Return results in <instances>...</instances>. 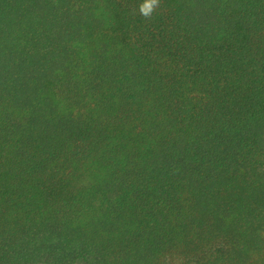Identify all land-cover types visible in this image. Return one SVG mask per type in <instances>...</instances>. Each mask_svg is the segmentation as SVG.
Returning a JSON list of instances; mask_svg holds the SVG:
<instances>
[{"label": "trees", "instance_id": "16d2710c", "mask_svg": "<svg viewBox=\"0 0 264 264\" xmlns=\"http://www.w3.org/2000/svg\"><path fill=\"white\" fill-rule=\"evenodd\" d=\"M0 0V264H264V0Z\"/></svg>", "mask_w": 264, "mask_h": 264}, {"label": "clouds", "instance_id": "9594fccd", "mask_svg": "<svg viewBox=\"0 0 264 264\" xmlns=\"http://www.w3.org/2000/svg\"><path fill=\"white\" fill-rule=\"evenodd\" d=\"M161 0H142L139 5V13L145 19H151L156 9L160 6Z\"/></svg>", "mask_w": 264, "mask_h": 264}]
</instances>
